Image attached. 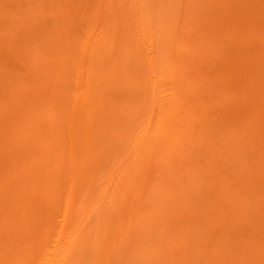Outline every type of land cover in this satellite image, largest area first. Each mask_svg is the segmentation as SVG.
Wrapping results in <instances>:
<instances>
[{
  "label": "rangeland",
  "instance_id": "rangeland-1",
  "mask_svg": "<svg viewBox=\"0 0 264 264\" xmlns=\"http://www.w3.org/2000/svg\"><path fill=\"white\" fill-rule=\"evenodd\" d=\"M262 1L0 0V264H264Z\"/></svg>",
  "mask_w": 264,
  "mask_h": 264
},
{
  "label": "bare ground",
  "instance_id": "bare-ground-1",
  "mask_svg": "<svg viewBox=\"0 0 264 264\" xmlns=\"http://www.w3.org/2000/svg\"><path fill=\"white\" fill-rule=\"evenodd\" d=\"M44 2H45V0H44ZM48 2H49V1H48ZM53 2H54V1H53ZM262 2H264V1H262ZM49 3H50V2H49ZM54 3H55V2H54ZM45 5H46V4H45ZM115 5H116V4H115ZM62 6H63V5H62ZM16 7H17V6H16ZM141 7H142V6H141ZM17 8H18V7H17ZM139 8H140V7H139ZM24 9H26V8H24ZM60 9H61V8H60ZM60 9H59V11H60ZM230 9H231V8H230ZM21 10H22V9H21ZM26 10H27V9H26ZM57 11H58V10H57ZM61 11H62V10H61ZM193 11H194V10H193ZM244 11H245V10H244ZM246 11H247V10H246ZM246 11H245V12H246ZM64 12H65V11H64ZM136 12H137V11H136ZM241 12H243V11H241ZM55 13H56V12H55ZM69 13H70V12H69ZM247 13H250V14H251L250 11H249V12L247 11ZM247 13H246V15H247V17H248V14H247ZM214 14H215V13H214ZM250 14H249V15H250ZM27 15H28V14H27ZM15 16H16V15H15ZM54 16H55V15H54ZM151 16H152V15H151ZM26 17H27V16H26ZM244 17H246V16L244 15ZM244 17H243V18H244ZM247 17H246V18H247ZM255 17H256V16H255ZM29 18H30V17H29ZM57 18H58V17H57ZM150 18H151V17H150ZM152 18H153V17H152ZM253 18H254V17H253ZM31 19H32V18H31ZM141 19H142V18H141ZM148 19H149V18H148ZM247 19H249V17H248ZM7 20H8V19H7ZM20 20H21V19H20ZM143 20H144V19H143ZM146 20H147V19H146ZM146 20H145V21H146ZM17 21H18V20H17ZM26 21H27V20H26ZM140 21H141V20H140ZM15 22H16V21H15ZM29 22H30V21H29ZM143 22H144V21H143ZM156 22H157V19H156ZM156 22H155V23H156ZM22 23H23V22H22ZM223 23H224V22H223ZM53 24H54V23H53ZM55 24H56V22H55ZM156 24H159V23H156ZM156 24H155V25H156ZM236 24H237V23H236ZM36 25H37V24H36ZM60 25H61V24H60ZM152 25H153V23H152ZM155 25H154V26H155ZM164 25H166V24H164ZM185 25H186V24H185ZM216 25H217V24H216ZM231 25H232V24H231ZM105 26H106V25H105ZM138 26H140V25H138ZM144 26H145V25H144ZM147 26H148V25H147ZM154 26H153V27H154ZM159 26H160V25H159ZM159 26H156L157 28H156V27H155V28L158 29V30H159V28L161 29V27H159ZM186 26H187V25H186ZM237 26H238V25H236V27H235V25H234V28H235L236 30H237ZM15 27H16V26H15ZM25 27H26V26H25ZM33 27H34V26H33ZM189 27H190V26H189ZM91 28H92V27H91ZM147 28H148V27H147ZM150 28H151V26H150ZM155 28H154V29H155ZM162 28H164V27H162ZM192 28H193V27H192ZM234 28L232 27L231 31L233 32V34L236 35V34L239 33V32H237L238 30H237V31L234 30ZM56 29H58V28H56ZM67 29H68V28H67ZM151 29H152V28H151ZM238 29H239V31H240L241 36L243 35V36L245 37V35H248V36L251 38V36L249 35V34H250V33H249V30H248L247 28H241V27H238ZM263 29H264V26H261V27H260V30H258V31L255 32L256 36L258 35L259 37H262L263 34H264V33H263V32H264ZM31 30H33V29H31ZM145 30H147V29H145ZM183 30H184V29H183ZM183 30H182V31H183ZM228 30H229V29H228ZM26 31H27V30H26ZM160 31H162V30H160ZM220 31H221V30H220ZM231 31L229 30L228 32H231ZM235 31H236L237 33H234ZM241 31H242V32H241ZM262 31H263V32H262ZM36 32H37V31H36ZM58 32H59V31H58ZM150 32H151V31H150ZM150 32H149V33H150ZM199 32H200V31H199ZM39 33H40V32H39ZM147 33H148V30H147ZM153 33H156V31L153 32ZM184 33H185V32H184ZM195 33H196V32H195ZM259 33H260V34H259ZM261 33H262V34H261ZM48 34H49V33H48ZM55 34H56V32H55ZM158 34H159V33H158ZM192 34H193V33H192ZM199 34H200V33H199ZM233 34H232V36H233ZM76 35H77V34H76ZM155 35H156V34H155ZM160 35H161V34H160ZM160 35H159V36H160ZM181 35H182V34H181ZM188 35L190 36L189 33L187 34V37H188ZM260 35H262V36H260ZM85 36H86V35H85ZM159 36H158V37H159ZM163 36H164V35H163ZM236 36H237V35H236ZM241 36H240V37H241ZM44 37H45V36H44ZM95 37H96V36H95ZM151 37H152V34H151ZM160 37H161V39H163V38H162V35H161ZM181 37H182V36H181ZM184 37H185V36H184ZM190 37H191L190 39H194V38H192V37H194L193 35H191ZM206 37H207V39L209 38V36H206ZM61 38H62V37H61ZM234 38H239V36H237V37L234 36L233 39H234ZM242 38H243V37H242ZM33 39H35V38H33ZM66 39H67V38H66ZM82 39H83V38H82ZM89 39H90V38H89ZM93 39H94V38H93ZM159 39H160V38H159ZM161 39H160V40H161ZM243 39H244V38H243ZM245 39H246V41H247V39H249V38H245ZM45 40H46V39H45ZM47 40H48V39H47ZM67 40H68V39H67ZM174 40H176V39L174 38ZM183 40H184V39H183ZM185 40H186V38H185ZM211 40H212V39H211ZM216 40H217V39H216ZM231 40H232V37L230 38V41H229L230 43H231ZM158 41H159V40H158ZM177 41H178V39H177ZM180 41H181V40H179V42H180ZM214 41H215V40H214ZM235 41H236V39H235ZM237 41H238V40H237ZM237 41L234 42V40H233V45H234L235 43H238L237 45L235 44L236 47H234V48L236 49V50H235L236 53L238 54L239 52H237V51H239V50L241 51L238 55L236 54L237 56H236V55L231 56V54L233 55V50H230V49H234L233 46L230 45L231 47H230V48H227V47H226L227 49H226L225 47L222 48V49L224 50V52H225V50H227V51L229 50L228 52H230V53H229L230 55L223 54V55L220 56V57H227L228 59H231V58H232V60H225V61H227V62L230 61V64H227V63H226L227 66H223V64L225 63V61H224L223 58H221V60H223L222 63L224 62V63L222 64L221 68L223 67V69H225L224 71H226V68H228L229 65H231V61H232V63H233L234 58L237 59V57H238V58L241 59V57H242L243 55L241 56L240 54H243V53H244V52H243L244 49H248L246 45H245L246 48H245V46H242V45L245 44V43H243V42H237ZM33 42H34V41H33ZM80 42H81V41H80ZM165 42H166V41H165ZM184 42H185V41H184ZM76 43H78V42H76ZM180 43H181V42H180ZM211 43L214 44L213 41H212ZM241 43H242V45H241ZM27 44H28V43H27ZM44 44H45V43H44ZM71 44H73V43H71ZM97 44H98V43H97ZM175 44H176V43H175ZM239 44H240V45H239ZM21 45H22V44H21ZM37 45H38V44H37ZM238 45H239L240 48H241V47H242V48H241V49L238 48ZM46 46H48V44H47ZM51 46H52V45H51ZM64 46H65V44H64ZM79 46H80V45H79ZM187 46H188V45H187ZM32 47H34V46H32ZM42 47H43V46H42ZM42 47H41V48H42ZM76 47H78V46H76ZM76 47H75V48H76ZM216 47H220V46H215V45H214V50H216ZM243 47H244V48H243ZM36 48H37V47H36ZM180 48H181V47H180ZM180 48H179V49H180ZM201 48H202V47H201ZM206 48H207V47H206ZM172 49H174V47H173ZM53 50H54V49H53ZM190 50H192V49H190ZM199 50H200V49H199ZM219 50H221V49H219ZM81 51H82V50H81ZM172 51H173V50H172ZM193 51H194V50H193ZM202 51H203V50H202ZM227 51H226V53H227ZM231 51H232V52H231ZM40 52H41V51H40ZM79 52H80V51H79ZM79 52H78V53H79ZM89 52H90V51H89ZM180 52H181V51H180ZM242 52H243V53H242ZM194 53H195V51H194ZM200 53H201V52H200ZM200 53H199V54H200ZM181 54H182V53H181ZM199 54L197 53V55H199ZM227 54H228V53H227ZM239 55H240V56H239ZM15 56H16V55H15ZM81 56H82V55H81ZM168 56H169V55H168ZM168 56H167V57H168ZM170 56H171V55H170ZM185 56H186V55H185ZM199 56H200V55H199ZM230 56H231V58H230ZM94 57H95V56H94ZM178 57H180V56H178ZM181 57H182V56H181ZM193 57H194V56H193ZM233 57H234V58H233ZM63 58H64V56H63ZM164 58H165V57H164ZM175 58H176V57H175ZM194 58H195V57H194ZM197 58L199 59V57H197ZM152 59H153V58H152ZM167 59H168V58H167ZM36 60H37V59H36ZM65 60H66V59H65ZM153 60H154V59H153ZM176 60H177V59H176ZM176 60H175V61H176ZM32 61H33V60H32ZM154 61H155V60H154ZM162 61H164V60H162ZM166 62H168V61H166ZM172 62H173V61H172ZM73 63H74V62H73ZM173 63H174V62H173ZM238 63H239V62H238ZM71 64H72V63H71ZM200 64H201V63H200ZM226 64H225V65H226ZM233 64H234V63H233ZM252 64H253V63H252ZM168 65H169V64H168ZM195 65H196V64H195ZM197 65H198V64H197ZM207 65H208V64H207ZM234 65H235V64H234ZM37 66H38V65H37ZM161 66H162V65H161ZM164 66H165V65H164ZM166 66H167V65H166ZM172 66H173V64H172ZM201 66H202V65H201ZM238 66L241 67V64H240V65L238 64ZM238 66H237V67H238ZM260 66H264V64H263L262 62H259V61H258V63H257V67H256V68L259 69ZM79 67H80V66H79ZM89 67H90V66H89ZM224 67H225V68H224ZM40 68H41V67H40ZM65 68H66V67H65ZM167 68H168V67H167ZM173 68H174V67H173ZM173 68H172V69H173ZM232 68H234L233 65L231 66L230 69H232ZM263 68H264V67H263ZM73 69H74V68H73ZM161 69H162V68H161ZM223 69H222V70H223ZM238 69H239V68H238ZM253 69H254V68H253ZM260 69H261V68H260ZM163 70H164V69H163ZM179 70H180V69H179ZM234 70H235V71L237 70V69H236V65H235V69H234ZM38 71H39V70H38ZM165 71H166V70H165ZM168 71H169V69H168ZM197 71H198V70H197ZM81 72H82V71H81ZM162 72H163V71H162ZM231 72H232V70H231ZM77 73H78V72H77ZM174 73H175V72H174ZM227 73H229L228 70H227ZM233 73H235V72L233 71ZM233 73H232V74H233ZM78 74H79V73H78ZM225 74H226V73H225ZM251 74L254 75L253 72L250 73V74H248V75H250V78H248V80H247V77H245V78L243 77L244 79L241 80L240 86H241V84H242L243 81H244V83L246 82L245 85L247 84V81H250V80L252 81V75H251ZM233 75H234V74H233ZM59 76H60V75H59ZM76 76H77V75H76ZM154 76H155V75H154ZM162 76H163V75H162ZM228 76H230V75H228ZM242 76H244V75H242ZM245 76H247V75H245ZM259 76H261V74H260ZM263 76H264V75H263ZM40 77H41V76H40ZM163 77H164V76H163ZM225 77H226V76H225ZM170 78H171V77H170ZM221 78H223V77H221ZM253 78H254V77H253ZM178 79H179V78H178ZM245 79H246V80H245ZM51 80H52V79H51ZM219 80H220V79H219ZM219 80H218V82H219ZM225 80H226V79H225ZM261 80H262V79H261ZM261 80H259V81H261ZM39 82H40V81H39ZM42 83H43V82H42ZM156 83H158V82H156ZM178 83H179V82H178ZM249 83H250V82H249ZM249 83L247 84V87H248ZM182 84H183V83H182ZM185 84H186V82H185ZM212 84H213V83H212ZM75 85H76V83L74 84V86H75ZM218 85H219V84H218ZM221 85H222V84H221ZM234 85H235V84H234ZM237 85H238V84H237ZM182 86H183V85H182ZM235 86H236V85H235ZM75 87H76V86H75ZM173 87L176 88L175 86H173ZM173 87H172V89H173ZM180 88H181V87H180ZM188 88H190V89L192 88V89H193V87H188ZM239 88H240V87H239ZM239 88L237 87L236 90L239 89ZM176 89H177V88H176ZM185 90H186V89H185ZM230 90H232V84L230 85ZM236 90H235V91H236ZM242 90H243V92L246 91V90H244V89H242ZM248 90H249V88H248ZM249 91H250V93H247V94H249V95L252 94L251 96H254V94H253L254 92H251V91H252L251 86H250V90H249ZM172 92H173V91H172ZM177 92H178V90H177ZM177 92H176V93H177ZM223 92H224V91H223ZM173 94H174V93H173ZM176 95H178V94H176ZM156 96H157V95H156ZM158 97H159V96H158ZM194 97H195V96H194ZM194 97H193V98H194ZM156 98H157V97H156ZM174 101H175V100H174ZM185 101H186V100H185ZM194 101H195V100H194ZM163 103H164V102H163ZM170 105H171V104H170ZM162 106H163V105H162ZM164 106H165V105H164ZM164 106H163V109H164ZM193 106H194V105H193ZM159 108H160V107H159ZM168 108H169V107H168ZM153 109H154V108H153ZM199 109H200V108H199ZM167 110H168V109H167ZM182 110H184V109H182ZM154 112H155V111H154ZM192 113H193V112H192ZM165 114H167V112H166ZM180 114H182V113H180ZM158 115H159V113H158ZM163 115H164V114H163ZM171 115H172V114H171ZM176 115H177V114H176ZM189 115H190V114H189ZM172 116H173V115H172ZM180 116H181V115H180ZM187 116H188V115H187ZM192 116H194V115H192ZM228 117H229V116H228ZM53 118H54V117H53ZM177 118H178V117H177ZM184 118H185V117H184ZM192 118H193V117H192ZM157 119L159 120V117H157ZM195 119H196V118H195ZM181 120H182V117H181ZM231 120H232V119H231ZM163 121H164V120H163ZM185 121H186V120H185ZM195 121H196V120H195ZM195 121H192L190 125L194 124L195 127H196V125H198V124H197ZM158 122H159V121H158ZM182 122H183V120H182ZM173 123H174V122H173ZM157 124H158V123H157ZM162 124L165 125V129H166L167 126H168V124H165V121H164V123H162ZM239 124H240V123H239ZM259 124H260V123H259ZM194 125H192V127H193ZM162 126H163V125H162ZM174 126H175V125H174ZM179 126H180V124H179ZM185 126H186V125H184L183 127H185ZM152 127H153V126H152ZM156 127H157V125H156ZM180 127H181V126H180ZM186 127H187V126H186ZM188 127H189V126H188ZM192 127H189V129H192ZM154 128H155V126H154ZM168 128H172V125H171V127H168ZM193 128H194V127H193ZM150 129H152V128H150ZM165 129H164V130H165ZM195 129H196V128H195ZM160 131H163V130H160ZM160 131L158 132V134L160 133ZM188 131H189V130H188ZM143 132H144V131H143ZM145 132H146V131H145ZM148 132H151V131L149 130ZM166 132H167V131H164L163 133L165 134ZM198 132H199V131H198ZM155 133H156V132H155ZM180 133H181V132H180ZM180 133H179V134H180ZM192 133H193V132H192ZM149 134H150V133H149ZM151 134H152L153 136H155V135L153 134V132H152ZM151 134H150V135H151ZM171 134H172V131H171ZM171 134H170V135H171ZM231 134H232V133H231ZM146 135H148V134H146ZM146 135H145V136H146ZM152 135H151V137H152ZM189 135H190V134H188V136H189ZM192 135H194V134H192ZM171 136H172V135H171ZM181 136H182V135H181ZM191 137H192V136H191ZM194 137H195V136H194ZM145 138H146V137H145ZM145 138H144V139H145ZM136 139H138V138H136ZM159 139H160V138H159ZM175 139H176V138H175ZM191 139H192V138H191ZM191 139H190V140H191ZM140 140H141V139H140ZM178 140H179V139H178ZM184 140H185V139H184ZM184 140H182V141H184ZM138 141H139V140H138ZM173 141H174V140H173ZM175 141H177V140H175ZM134 142H135V141H134ZM136 142H137V141H136ZM154 142H155V140L153 139V140H149L148 143H146V142H145V143H146V146H147V144H148V147H150V144H151V143L154 144ZM161 142H162V143H159L158 145H160V144L164 145V143H163L162 140H161ZM137 143H139V142H137ZM137 143H135V145H136ZM169 143H172V142H169ZM133 144H134V143H133ZM153 144H152L151 146H153ZM139 145L142 147V145H144V144H140V143H139ZM139 145H138V146H139ZM162 145H160V146H162ZM174 145H175V144H174ZM242 145H243V144H242ZM138 146H137V147H138ZM146 146H143V147L145 148ZM160 146H159V147H160ZM239 146H240V145H239ZM133 147H134V146H133ZM137 147H134V149L137 148ZM175 147H176V146H175ZM151 148H154V147H151ZM164 148H165V147H164ZM167 149H168V148H167ZM146 150H147V149H146ZM154 150H155V149H154ZM161 150H162V149H161ZM164 150H165V149H164ZM172 150H173V149H172ZM182 150H183V149H182ZM130 152H131V151H130ZM160 152H161V151H160ZM168 152H169V151H168ZM131 153H132V152H131ZM131 153H130V154H131ZM174 153H175V152H174ZM178 153H179V152H178ZM133 154H134V153H133ZM166 154H167V153H166ZM171 154H172V152H171ZM175 154H176V153H175ZM173 155H174V154H173ZM176 155H177V154H176ZM131 157H132V156H130V158H131ZM135 157H136V156H135ZM128 158H129V157H128ZM165 158H166V157H165ZM129 161H130V160H129ZM134 165H135V164H134ZM129 168H130V167H129ZM101 210H102V209H101ZM82 223H83V222H82ZM78 227H79V226H78ZM76 228H77V227H76ZM73 231H74V230H73ZM73 231H72V232H73ZM74 233H75V232H74ZM42 238H43V237H42ZM42 238H41V239H42ZM71 238H72V237H71ZM32 242H33V241H32ZM67 246H68V245H67ZM63 247H64V246H63ZM28 248H29V247H28ZM36 248H37V247H36ZM57 250H59V249H57ZM60 251H61V250H60ZM58 255H59V254H58ZM3 256H4V255H3ZM61 256H62V255H61ZM59 257H60V256H59ZM6 258L8 259V257H6ZM59 260H60V259H59ZM62 261H63V260H62ZM51 264H52V263H51Z\"/></svg>",
  "mask_w": 264,
  "mask_h": 264
}]
</instances>
